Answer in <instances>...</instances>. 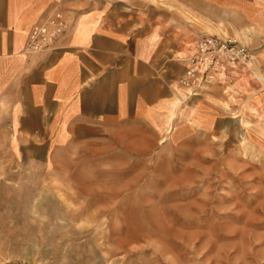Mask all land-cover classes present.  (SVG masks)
Segmentation results:
<instances>
[{"label":"rangeland","instance_id":"374dc122","mask_svg":"<svg viewBox=\"0 0 264 264\" xmlns=\"http://www.w3.org/2000/svg\"><path fill=\"white\" fill-rule=\"evenodd\" d=\"M192 21L249 50L210 15ZM184 91L159 136L116 130L46 155L8 143L0 105V264H264L260 60Z\"/></svg>","mask_w":264,"mask_h":264},{"label":"crops","instance_id":"0c3cea01","mask_svg":"<svg viewBox=\"0 0 264 264\" xmlns=\"http://www.w3.org/2000/svg\"><path fill=\"white\" fill-rule=\"evenodd\" d=\"M55 12L66 30L29 52L31 30ZM209 15L264 70V0H0L8 143L46 155L116 130L168 131L189 97L178 80L202 34L192 20Z\"/></svg>","mask_w":264,"mask_h":264},{"label":"built area","instance_id":"2783aa9c","mask_svg":"<svg viewBox=\"0 0 264 264\" xmlns=\"http://www.w3.org/2000/svg\"><path fill=\"white\" fill-rule=\"evenodd\" d=\"M67 23L60 13H53L45 22L34 27L28 38L27 50L32 53L50 49L66 30ZM254 55L234 39L212 34H201L184 56L185 70L178 83L195 91L209 85H224L238 79L254 63Z\"/></svg>","mask_w":264,"mask_h":264}]
</instances>
